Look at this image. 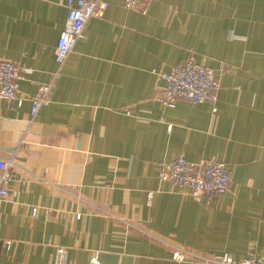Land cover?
<instances>
[{"label": "crops", "instance_id": "obj_1", "mask_svg": "<svg viewBox=\"0 0 264 264\" xmlns=\"http://www.w3.org/2000/svg\"><path fill=\"white\" fill-rule=\"evenodd\" d=\"M67 2L0 0V58L25 69L26 97L0 100V157L15 163L0 264H53L59 246L67 264H200L175 247L264 261V0H102L57 72ZM187 58L214 70L216 101L162 105L159 75ZM178 156L223 161L229 189L198 200L160 180Z\"/></svg>", "mask_w": 264, "mask_h": 264}, {"label": "built area", "instance_id": "obj_2", "mask_svg": "<svg viewBox=\"0 0 264 264\" xmlns=\"http://www.w3.org/2000/svg\"><path fill=\"white\" fill-rule=\"evenodd\" d=\"M146 1L123 0V4L131 9L142 5L144 7ZM103 7L102 0H68L66 23L59 34L54 50L57 72L72 51L76 41L83 37L87 21L97 15ZM23 72L25 69L18 64L0 58V100H8L17 106L22 104L26 97L19 95L18 89ZM159 76L164 80V84L157 89L155 97L162 105H173L179 99H185L191 103L204 101L214 103L216 101L219 82L214 70L209 66L196 63L191 58H187ZM51 87L52 81L40 84L36 94L28 97L31 102V117H34L39 108L47 103ZM168 127L170 128V125ZM14 165L12 158L0 157V200L8 194L10 169ZM158 177L162 181L186 188L188 194L198 200L217 198L224 194L230 186L229 169L223 161L215 159L190 161L178 156L163 163ZM36 210V207L32 208V215ZM77 216L79 217L78 214ZM10 244V240L4 241L6 247ZM171 258L177 262L193 261L200 264H264V261L253 255L235 260L227 252L200 255L180 247L172 250ZM53 264H67L66 249L62 246L56 247ZM89 264H99L96 256L92 257Z\"/></svg>", "mask_w": 264, "mask_h": 264}]
</instances>
